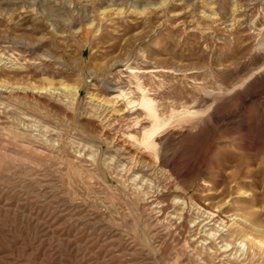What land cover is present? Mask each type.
Listing matches in <instances>:
<instances>
[{
    "label": "rangeland",
    "instance_id": "1",
    "mask_svg": "<svg viewBox=\"0 0 264 264\" xmlns=\"http://www.w3.org/2000/svg\"><path fill=\"white\" fill-rule=\"evenodd\" d=\"M0 264H264V0H0Z\"/></svg>",
    "mask_w": 264,
    "mask_h": 264
},
{
    "label": "bare ground",
    "instance_id": "2",
    "mask_svg": "<svg viewBox=\"0 0 264 264\" xmlns=\"http://www.w3.org/2000/svg\"><path fill=\"white\" fill-rule=\"evenodd\" d=\"M5 55V54H4ZM260 66H257V67H254L253 69H251V71L249 72V74L248 75H253V73H254V70L255 69H257V68H259ZM213 80V79H212ZM242 84H243V81H242ZM240 85V84H239ZM238 84H237V86H239ZM223 86L224 87H219L220 89H219V91L218 92H215V93H213L212 94V96H213V102L215 103V102H217V101H220V100H222L223 98H225L228 94H229V92H230V88L231 87H228V86H225L224 84H223ZM217 87V86H216ZM215 87V88H216ZM236 87V86H235ZM240 87V86H239ZM216 90V89H215ZM211 91V90H210ZM232 94V93H231ZM141 95V94H140ZM231 96V95H230ZM138 103V102H137ZM141 103H142V105L145 107V110L147 111V113H148V116L149 117H151L150 119L152 120V127H151V129L150 130H148L147 131V133L145 134V142H146V144H147V146L148 147H150V148H155L156 146H155V135H156V133L157 132H159L160 130H161V128H162V126H163V121L158 117V115L156 114V109H154V105H153V103L149 100V98H147V96H145V95H142V97H141ZM143 107V108H144ZM213 107V103L212 104H210L204 111H198V112H192L191 114H192V116H185V118H189L192 122H193V120L192 119H194V118H196V115L197 116H202L204 113H206V112H208V111H210L211 110V108ZM190 114V115H191ZM200 114H202V115H200ZM177 115V114H176ZM239 115H242V114H240V112H236L235 113V117L236 116H239ZM148 118V117H147ZM187 120V119H186ZM196 120V119H195ZM171 121V120H170ZM174 121V120H173ZM141 122V121H140ZM247 122V121H246ZM244 128V127H243ZM163 129V128H162ZM217 178V177H216ZM221 223H227V220H224L223 218L221 219V221H220V223L219 224H221ZM226 225V224H225ZM209 234L211 235V236H215V231H211V232H209ZM239 245L241 246V247H246V243L245 242H243V241H240L239 242ZM231 246V244L229 243V242H226V248L225 249H228L229 247ZM243 247V248H244Z\"/></svg>",
    "mask_w": 264,
    "mask_h": 264
}]
</instances>
